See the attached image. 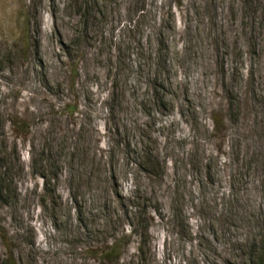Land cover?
Masks as SVG:
<instances>
[{"label":"rangeland","instance_id":"1","mask_svg":"<svg viewBox=\"0 0 264 264\" xmlns=\"http://www.w3.org/2000/svg\"><path fill=\"white\" fill-rule=\"evenodd\" d=\"M138 1L0 0V264L261 257L264 0Z\"/></svg>","mask_w":264,"mask_h":264},{"label":"trees","instance_id":"2","mask_svg":"<svg viewBox=\"0 0 264 264\" xmlns=\"http://www.w3.org/2000/svg\"><path fill=\"white\" fill-rule=\"evenodd\" d=\"M96 4H98V3H96ZM180 5H181V0H177V1H174V3H170L169 4V10L166 11L165 13H163L164 18H166V19L173 18L172 15L174 13V8L176 9ZM129 6H130V4H129ZM145 6H146V3L143 0H139L138 2H134L133 5H131V7H129V10L133 11L134 13L139 14V19H140V17L145 16L146 14L149 13V11L146 10ZM142 19H144V18L142 17L140 20H137V23H138L137 28L139 26H141V24L143 23ZM133 27H134V24L133 25L131 24L129 30L131 31V28H133ZM150 67H151V65H149V68L147 71L148 74L151 71ZM147 80L152 81L151 76H149L147 78ZM147 84H149V83H147ZM161 84H162V86H165L164 83H161ZM162 99L166 100V98H164V95H162ZM216 123H217V119H214V124L212 125L214 129H217ZM154 214H155V212H154ZM97 251H100L99 253H100L102 258L103 257L108 258L110 255L112 256L116 253L117 245L116 246L109 245L108 247L105 248V250L103 249V250H97ZM251 262H252V264H264V248H263V253H262L261 257L258 259H253Z\"/></svg>","mask_w":264,"mask_h":264}]
</instances>
